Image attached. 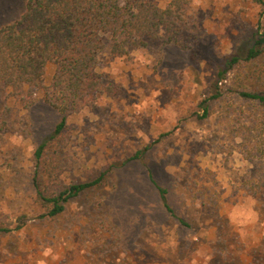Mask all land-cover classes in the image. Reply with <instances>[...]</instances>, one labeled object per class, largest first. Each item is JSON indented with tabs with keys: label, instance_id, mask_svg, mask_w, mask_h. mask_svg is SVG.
<instances>
[{
	"label": "rangeland",
	"instance_id": "374dc122",
	"mask_svg": "<svg viewBox=\"0 0 264 264\" xmlns=\"http://www.w3.org/2000/svg\"><path fill=\"white\" fill-rule=\"evenodd\" d=\"M187 1L172 30L124 57L106 41L97 66L113 92L82 96L58 138L51 94L13 96L0 82V226L11 229L0 233V264H264V105L240 96L264 94V52L246 60L264 13L252 0ZM26 2L0 0V28ZM233 57L242 63L218 88ZM103 173L61 215L42 217L36 174L53 195Z\"/></svg>",
	"mask_w": 264,
	"mask_h": 264
},
{
	"label": "trees",
	"instance_id": "16d2710c",
	"mask_svg": "<svg viewBox=\"0 0 264 264\" xmlns=\"http://www.w3.org/2000/svg\"><path fill=\"white\" fill-rule=\"evenodd\" d=\"M252 1L264 13V0ZM187 2L172 0L162 9L147 0H27L21 16L0 28V82L13 96L20 95L25 88L36 89L47 97L51 94L53 105L62 115L52 135L53 139L58 138L66 126L65 112L82 96L113 92L111 86L103 84L97 66L106 41L111 46V55L124 57L129 48L144 46L145 39L156 37L161 28L172 30L173 20L181 17ZM263 52L264 33L257 32L251 40L246 60L257 59ZM241 60L233 57L226 62V69L218 74V88L229 70L241 64ZM49 64L55 70L48 85L46 71ZM240 96L264 105V94L243 91ZM34 100L31 98L27 105L32 106ZM207 102L201 103L204 117L209 114ZM45 147L46 143H43L36 150L38 163L42 162ZM150 148L138 151L128 161L141 159ZM37 174L34 184L38 201L45 209L42 217L55 218L65 211L71 199L100 185L107 173L90 183L68 185L53 195L46 194ZM47 174H52L49 168ZM159 191L164 207L173 215L166 191L161 188ZM179 222L188 226L182 219ZM9 232L11 229L0 226V233Z\"/></svg>",
	"mask_w": 264,
	"mask_h": 264
}]
</instances>
